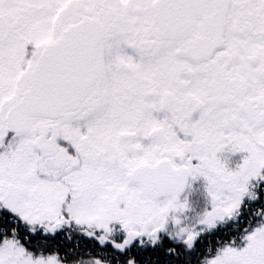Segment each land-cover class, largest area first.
<instances>
[{
	"label": "snow or ice",
	"instance_id": "snow-or-ice-1",
	"mask_svg": "<svg viewBox=\"0 0 264 264\" xmlns=\"http://www.w3.org/2000/svg\"><path fill=\"white\" fill-rule=\"evenodd\" d=\"M0 264H264V0H0Z\"/></svg>",
	"mask_w": 264,
	"mask_h": 264
}]
</instances>
